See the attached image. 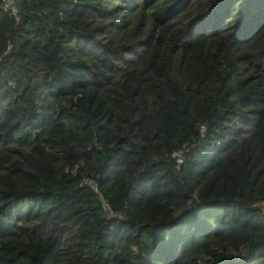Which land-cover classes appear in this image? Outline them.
Here are the masks:
<instances>
[{"label":"trees","instance_id":"trees-1","mask_svg":"<svg viewBox=\"0 0 264 264\" xmlns=\"http://www.w3.org/2000/svg\"><path fill=\"white\" fill-rule=\"evenodd\" d=\"M0 264H264V0H0Z\"/></svg>","mask_w":264,"mask_h":264},{"label":"built area","instance_id":"built-area-1","mask_svg":"<svg viewBox=\"0 0 264 264\" xmlns=\"http://www.w3.org/2000/svg\"><path fill=\"white\" fill-rule=\"evenodd\" d=\"M12 11L15 13V11L12 9Z\"/></svg>","mask_w":264,"mask_h":264}]
</instances>
